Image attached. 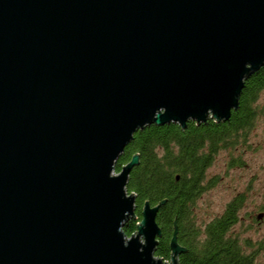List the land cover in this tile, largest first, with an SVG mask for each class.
<instances>
[{"label":"water","instance_id":"water-1","mask_svg":"<svg viewBox=\"0 0 264 264\" xmlns=\"http://www.w3.org/2000/svg\"><path fill=\"white\" fill-rule=\"evenodd\" d=\"M263 64L264 0H0V264H164V201L125 238L116 160L146 125L228 120Z\"/></svg>","mask_w":264,"mask_h":264},{"label":"trees","instance_id":"trees-1","mask_svg":"<svg viewBox=\"0 0 264 264\" xmlns=\"http://www.w3.org/2000/svg\"><path fill=\"white\" fill-rule=\"evenodd\" d=\"M263 117L264 64L244 80L238 107L228 120L209 118L200 123L189 120L184 128L171 122L149 124L138 129L114 166V171L119 173L134 154L138 155V162L132 167L126 184L127 193L136 198L135 218L124 222V234L129 237L136 233L146 201L151 206L164 201L156 215L161 228L154 252L158 259H170L169 244L176 231L177 243L185 248L179 254L177 264H264L258 260L264 251V239L255 242L251 238L241 240L239 236L234 257L216 255L220 232L228 221H241L238 212L246 202L243 194L233 197L222 213L208 222L199 220L197 214V201L207 187L206 172L218 151L236 148L240 141L249 137ZM260 210L262 208L257 209ZM258 214L256 217L251 215L252 218L249 216L252 222L260 219ZM204 226H207L208 248L202 239ZM251 228V225L247 226V231Z\"/></svg>","mask_w":264,"mask_h":264},{"label":"rangeland","instance_id":"rangeland-1","mask_svg":"<svg viewBox=\"0 0 264 264\" xmlns=\"http://www.w3.org/2000/svg\"><path fill=\"white\" fill-rule=\"evenodd\" d=\"M205 185L207 187L197 201L199 220L208 222L221 214L233 197L243 194L246 202L238 212L241 219L240 238H251L255 242L264 239V221L261 224L254 222L253 227L247 231V226L252 222L249 216L256 217L259 212L264 213V117L255 125L249 137L240 141L236 148L218 151L207 169ZM260 208L262 211H257ZM262 217L260 219H264L263 214ZM129 237L125 235V238ZM258 260L264 261V251ZM167 261L170 264V259Z\"/></svg>","mask_w":264,"mask_h":264},{"label":"flooded vegetation","instance_id":"flooded-vegetation-1","mask_svg":"<svg viewBox=\"0 0 264 264\" xmlns=\"http://www.w3.org/2000/svg\"><path fill=\"white\" fill-rule=\"evenodd\" d=\"M263 221L264 219H257L256 222L253 221L250 223V225L253 227L254 222L256 224H261ZM240 226H241V221L239 219L236 220L235 222L228 221L226 228L220 232V235H219L220 240H219V245H218L219 251H217L216 253L218 257L232 258L236 255L237 253L236 248L238 247V244H239L238 238L240 236ZM207 235H208L207 226H204L202 239H203L205 246L208 248V240H207L208 236Z\"/></svg>","mask_w":264,"mask_h":264},{"label":"built area","instance_id":"built-area-1","mask_svg":"<svg viewBox=\"0 0 264 264\" xmlns=\"http://www.w3.org/2000/svg\"><path fill=\"white\" fill-rule=\"evenodd\" d=\"M164 263H166V264H167V263H168V261H167V260H165V261H164Z\"/></svg>","mask_w":264,"mask_h":264}]
</instances>
